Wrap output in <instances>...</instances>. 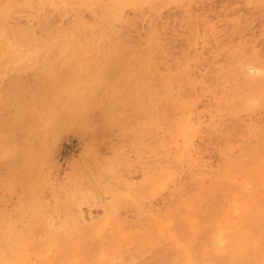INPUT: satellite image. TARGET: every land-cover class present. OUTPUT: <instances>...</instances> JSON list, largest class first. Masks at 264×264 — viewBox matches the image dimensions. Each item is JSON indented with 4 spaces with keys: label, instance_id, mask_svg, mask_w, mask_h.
Masks as SVG:
<instances>
[{
    "label": "rangeland",
    "instance_id": "obj_1",
    "mask_svg": "<svg viewBox=\"0 0 264 264\" xmlns=\"http://www.w3.org/2000/svg\"><path fill=\"white\" fill-rule=\"evenodd\" d=\"M16 2L0 264H264V0Z\"/></svg>",
    "mask_w": 264,
    "mask_h": 264
},
{
    "label": "bare ground",
    "instance_id": "obj_2",
    "mask_svg": "<svg viewBox=\"0 0 264 264\" xmlns=\"http://www.w3.org/2000/svg\"><path fill=\"white\" fill-rule=\"evenodd\" d=\"M38 1V0H37ZM71 1H75L76 3H78V1L79 0H66V2H71ZM82 2V1H81ZM123 2V1H122ZM125 2H126V0H125ZM130 2V1H129ZM131 3V2H130ZM142 3V2H141ZM112 4V3H111ZM132 4H133V2H132ZM105 6H106V4H104ZM136 6V5H135ZM18 7H20V5L16 2V0H8V3H7V7H5L6 8V11H7V13L8 14H10L12 11H14L15 9H17ZM96 8V7H95ZM114 8V7H113ZM113 8H111V10L113 9ZM163 8V7H162ZM110 10V9H109ZM108 10V11H109ZM110 10V11H111ZM114 10V9H113ZM155 10V9H154ZM109 11V12H110ZM148 12V11H147ZM105 12H103V14H104ZM114 13V12H113ZM106 14V13H105ZM5 15V14H4ZM7 15V14H6ZM13 15V14H12ZM114 15V14H113ZM117 15V14H116ZM3 16V15H2ZM103 16V15H102ZM102 16H101V18H102ZM106 16V15H105ZM162 16V15H161ZM100 17V16H99ZM144 17V16H143ZM95 18H97V17H95ZM103 18H105V17H103ZM117 18V17H116ZM101 20V19H100ZM109 20H110V18H109ZM112 20V19H111ZM152 20V19H151ZM139 21V20H138ZM97 22L98 21H96V22H93V23H90V24H87V25H79V24H76V25H74V26H72V27H70L68 30H61L60 32L59 31H55L54 29V31L53 30H51V31H53V33H55V42L57 41L58 42V37L60 38V41H61V43L62 44H64V43H76L77 41H78V39L80 38V37H82V36H84V35H87V36H89L90 38H92V36L98 31V27H97ZM114 25H112V27H113ZM130 26V25H129ZM51 29V28H50ZM101 29V28H100ZM103 29H104V27H103ZM116 30V29H115ZM51 31H50V33H51ZM102 32V31H101ZM120 33V32H119ZM15 34H16V37L17 38H19V34L20 33H18V31H15ZM103 35V34H102ZM101 35V36H102ZM49 36V35H48ZM52 36V35H51ZM54 36V35H53ZM35 37V36H34ZM104 37V36H103ZM151 39V38H150ZM100 40V39H99ZM98 40V41H99ZM35 43H37V44H39L40 46L41 45H44L45 43H46V38L44 37H40V38H37L36 40H35ZM59 43V42H58ZM36 44V45H37ZM56 44V43H55ZM32 46V45H31ZM39 46V47H40ZM46 46V45H45ZM44 46V47H45ZM150 46V45H149ZM30 47V46H29ZM46 49V48H45ZM58 51H59V49H58ZM47 53V52H46ZM51 53V52H50ZM172 81V80H171ZM49 95V94H48ZM39 96H41V95H39ZM45 96H47V95H45ZM47 97H49V96H47ZM40 98H42V97H40ZM36 99H37V97H36ZM50 99V98H49ZM53 99H54V97H53ZM45 100V99H44ZM52 100V99H51ZM39 101H41L40 99H39ZM43 102H46L47 103V100L46 101H43L42 100V103ZM48 102H49V100H48ZM41 103V104H42ZM45 103V104H46ZM30 104V103H29ZM48 104H51V103H48ZM36 105H37V103H36ZM44 106V105H43ZM51 106H52V104H51ZM156 107V106H155ZM29 108H31V107H29ZM37 108V107H36ZM45 108V107H44ZM49 108V105H47V109ZM51 108L54 110L55 108H53V106L52 107H50L49 109L51 110ZM48 109V110H49ZM69 109V108H68ZM154 109V108H153ZM50 110H49V112H50ZM155 110V109H154ZM21 111H23V109L21 110ZM26 111V113H27V110H24V112ZM44 111V110H43ZM57 111V110H56ZM71 111H72V108H71ZM70 111V112H71ZM36 112H38V111H36ZM58 112V111H57ZM69 112V111H68ZM69 112V113H70ZM77 112V111H76ZM44 113V112H43ZM51 113V112H50ZM61 114H62V112H60ZM79 113V112H78ZM30 115V114H29ZM41 115V114H40ZM46 115V114H45ZM54 115H57L56 113H55V110H54ZM64 115V114H63ZM71 115V114H70ZM18 116H19V114H18ZM26 116H27V114H26ZM36 116V115H35ZM49 116H50V114H49ZM62 116V115H61ZM77 116H78V114H77ZM80 116V115H79ZM22 117V116H21ZM47 117V116H46ZM36 118V120H37V117H35ZM71 118V120H72V117H70ZM30 119H32V117L31 118H27V121H30ZM51 119V118H50ZM49 119V120H50ZM53 119V118H52ZM58 119V118H57ZM65 119V118H64ZM77 119H78V117H77ZM76 119V120H77ZM61 119L59 118V121H60ZM19 121V120H18ZM20 121H22V119L20 120ZM19 121V122H20ZM39 121H40V119H39ZM57 121V120H56ZM78 121V120H77ZM144 121V120H143ZM187 121V120H186ZM31 122V121H30ZM54 122H55V119H54ZM71 122V124L73 125L74 123H72V121H70ZM76 122V121H75ZM21 123V122H20ZM23 123V122H22ZM36 123V122H35ZM35 123H32V124H35ZM43 123V122H42ZM59 123V122H58ZM142 123V122H141ZM145 123V122H144ZM19 124V123H18ZM17 124V125H18ZM44 124V123H43ZM143 124V123H142ZM20 125V124H19ZM36 125V124H35ZM35 125H33V126H35ZM23 126V125H22ZM81 126V125H80ZM23 127H25L26 128V126H23ZM29 127H30V125H29ZM39 127V126H38ZM41 127V126H40ZM40 127L38 128V129H40ZM28 128V127H27ZM76 128V127H75ZM32 129V128H31ZM27 130H29V128L28 129H26V131ZM47 130V129H46ZM32 131V130H31ZM35 131V130H34ZM39 132H45V130L44 131H39ZM27 133H28V131H27ZM30 133V132H29ZM34 133V132H33ZM38 133V132H37ZM50 133V132H49ZM40 134V133H39ZM38 134V135H39ZM30 135H32V134H30ZM40 136H42L41 134H40ZM183 136V135H182ZM43 137V136H42ZM31 139V138H30ZM151 140V139H150ZM32 142H33V140H32ZM33 145V144H32ZM20 148H21V146H19ZM18 148V147H17ZM25 150V149H24ZM26 151V150H25ZM27 151H29V152H31L30 150H27ZM20 152V151H19ZM22 152H24L23 150H22ZM21 153V152H20ZM16 153L14 152V155H15ZM17 154H18V151H17ZM16 154V155H17ZM24 154H25V152H24ZM27 154V153H26ZM36 154V153H35ZM34 154V155H35ZM13 155V156H14ZM21 155H23V154H21ZM17 156H19V155H17ZM32 156H33V154H32ZM37 156V155H36ZM40 157V156H39ZM15 159H16V156L14 157ZM33 159V158H32ZM37 162V161H36ZM34 163V162H33ZM35 164V163H34ZM37 166V165H36ZM156 167V166H155ZM32 169V168H31ZM173 173V172H172ZM29 174V173H28ZM30 175V174H29ZM155 177V176H154ZM86 179H88V178H86ZM156 180V179H155ZM83 182V181H82ZM81 182V183H82ZM77 184H79V183H77ZM86 184V183H85ZM84 184V185H85ZM83 185V184H82ZM88 186V185H87ZM78 187V186H77ZM85 189H86V187H84ZM78 189V188H77ZM88 190V189H87ZM78 195V194H77ZM80 196V195H79ZM78 196V197H79ZM77 197V198H78ZM84 197V196H83ZM82 197V198H83ZM142 197H144V196H142ZM81 198V199H82ZM79 201V200H78ZM37 209V208H36ZM215 210H217V209H215ZM203 211V210H202ZM206 212V211H205ZM218 212V211H217ZM39 213V212H38ZM37 213V214H38ZM69 214V213H68ZM73 215V214H72ZM72 217V216H71ZM182 217V216H181ZM66 218V217H65ZM69 219H70V217H69ZM44 220V219H43ZM183 220V219H182ZM42 221V220H41ZM165 223H166V221H165ZM189 224V223H188ZM198 224V223H197ZM202 226V225H201ZM163 227V226H162ZM172 228V227H171ZM46 229V228H45ZM171 230V229H170ZM204 230V229H203ZM212 230V229H211ZM210 231V230H209ZM47 232V231H46ZM195 233H196V231H195ZM188 235V234H187ZM216 237V236H215ZM24 239V238H23ZM85 239V238H84ZM86 239H87V237H86ZM184 239V238H183ZM196 239V238H195ZM228 239V238H227ZM25 240V239H24ZM229 241V240H228ZM157 242V241H156ZM191 242V241H190ZM206 242V241H205ZM147 243V242H146ZM174 243V242H173ZM224 243V242H223ZM195 244V243H194ZM225 245V244H224ZM175 246V245H174ZM226 246V245H225ZM231 246V245H230ZM90 247V246H89ZM178 247V246H177ZM211 247V246H210ZM182 248V247H181ZM194 248V247H193ZM212 248V247H211ZM234 248V247H233ZM203 249V248H202ZM232 249V248H231ZM236 249V248H235ZM222 250V249H221ZM87 251V250H86ZM213 251V250H212ZM233 251V250H232ZM259 251V250H258ZM231 252V251H230ZM234 252V251H233ZM222 253V252H221ZM223 254H224V252H223ZM216 255V254H215ZM240 255V254H239ZM224 256H225V254H224ZM114 257V256H113ZM231 258V257H230ZM229 259V258H228ZM229 261V260H228Z\"/></svg>",
    "mask_w": 264,
    "mask_h": 264
},
{
    "label": "snow or ice",
    "instance_id": "obj_3",
    "mask_svg": "<svg viewBox=\"0 0 264 264\" xmlns=\"http://www.w3.org/2000/svg\"><path fill=\"white\" fill-rule=\"evenodd\" d=\"M253 71H255V70L253 69ZM88 127H89V128L91 127L90 123H89Z\"/></svg>",
    "mask_w": 264,
    "mask_h": 264
}]
</instances>
